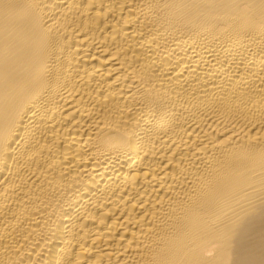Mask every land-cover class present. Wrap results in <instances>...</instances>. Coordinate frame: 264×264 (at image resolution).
<instances>
[{
  "label": "bare ground",
  "instance_id": "obj_1",
  "mask_svg": "<svg viewBox=\"0 0 264 264\" xmlns=\"http://www.w3.org/2000/svg\"><path fill=\"white\" fill-rule=\"evenodd\" d=\"M0 264H264V0H0Z\"/></svg>",
  "mask_w": 264,
  "mask_h": 264
}]
</instances>
